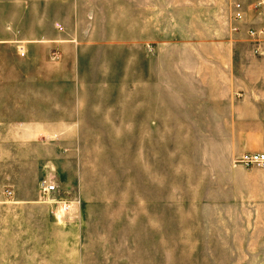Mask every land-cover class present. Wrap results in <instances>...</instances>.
<instances>
[{"label": "rangeland", "instance_id": "1", "mask_svg": "<svg viewBox=\"0 0 264 264\" xmlns=\"http://www.w3.org/2000/svg\"><path fill=\"white\" fill-rule=\"evenodd\" d=\"M184 3L145 41L84 17L0 47V264H264V167L233 163L236 90L214 79L264 64L244 41L236 64L166 50L159 18H230L232 0Z\"/></svg>", "mask_w": 264, "mask_h": 264}, {"label": "crops", "instance_id": "2", "mask_svg": "<svg viewBox=\"0 0 264 264\" xmlns=\"http://www.w3.org/2000/svg\"><path fill=\"white\" fill-rule=\"evenodd\" d=\"M184 1L0 0V47L9 42H22V39L17 38L19 35L38 36L41 33L45 34L44 31L40 30V27L46 20H51L55 28L60 27L61 22L64 28L69 30L68 34H75L74 31L70 30L71 28L68 29L69 25L63 20H81L84 17L108 18V20L109 18H125L128 20L129 38L133 41H145L152 35L154 25L152 12H184ZM109 12L110 15L107 14ZM203 12L207 11H198L194 13V16L188 18L182 17L180 13L172 19L163 20L165 18H159L161 21H157V23L161 27L155 35L160 38H168V41L163 43L167 45L166 50L230 51L235 64L241 63L240 58H238L239 54L236 52L241 48L243 49V46L238 42L244 41L249 47L248 50L255 56L249 61L255 65L264 64V49L256 53V45L247 39L245 32L241 34L232 32L229 17L227 20L226 16L217 12ZM121 24L123 23L114 21L111 22V27ZM227 24L230 28H227ZM164 27L169 30L165 31ZM230 34L239 36V40L230 38ZM185 37H189L191 41H185ZM22 45H18V51ZM1 79L0 77V81ZM214 79L219 83H227L229 89L235 88L236 90L231 91L227 104L231 118V150L233 154L239 155L247 151L264 152V68L259 71H240L233 73V75H224ZM15 125L17 130L19 125ZM6 128V124L0 121V132L7 130ZM19 130L23 131L22 129ZM20 136L22 137L23 134L21 133ZM3 140H5V132ZM1 145L2 134L0 133Z\"/></svg>", "mask_w": 264, "mask_h": 264}, {"label": "built area", "instance_id": "3", "mask_svg": "<svg viewBox=\"0 0 264 264\" xmlns=\"http://www.w3.org/2000/svg\"><path fill=\"white\" fill-rule=\"evenodd\" d=\"M231 31L236 34L245 32L247 39L253 42L255 52L264 49V0H232L231 4ZM20 54H24V48H20ZM234 163L242 167H264V152H242L234 158ZM40 189L44 194H50L55 185L43 181ZM10 195L11 191H7Z\"/></svg>", "mask_w": 264, "mask_h": 264}]
</instances>
